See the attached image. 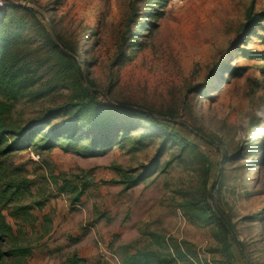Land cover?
I'll list each match as a JSON object with an SVG mask.
<instances>
[{
	"label": "rangeland",
	"instance_id": "obj_1",
	"mask_svg": "<svg viewBox=\"0 0 264 264\" xmlns=\"http://www.w3.org/2000/svg\"><path fill=\"white\" fill-rule=\"evenodd\" d=\"M1 3L0 32L27 68V87L11 100L13 120L24 124L75 99L70 85L79 81L61 70L70 61L61 49L85 67L98 102H127L166 117L139 118L125 139L113 129V143L93 152L82 153L88 148L78 142L67 150L12 153L5 163L47 200L31 211L35 228L22 224L31 256L2 264H64L72 255L96 264L105 252L122 264L137 251L155 254L148 264H264V0H166L163 8L149 0ZM167 118L190 143L182 153L181 143L158 152L156 134ZM239 146H248L246 155L223 162ZM115 166L149 172L125 184ZM59 173L88 181L77 204L58 191L52 177ZM44 214L49 231L36 240ZM219 219L233 225L239 247L226 246Z\"/></svg>",
	"mask_w": 264,
	"mask_h": 264
},
{
	"label": "trees",
	"instance_id": "obj_2",
	"mask_svg": "<svg viewBox=\"0 0 264 264\" xmlns=\"http://www.w3.org/2000/svg\"><path fill=\"white\" fill-rule=\"evenodd\" d=\"M149 1L154 5L158 4V8L165 7L166 0ZM159 12V10L157 13L149 12V17L160 14ZM1 13L4 14L5 11L2 10ZM247 18L249 22L253 20L250 12ZM14 50L13 41L10 40L5 30H2L0 32V264L7 258L24 259L31 256L32 246L29 243L24 244L22 241L24 236L22 224L26 223L30 228H35L38 218L31 211L33 208L41 210L47 200V196H44L43 192H40L41 195H37L40 197H35L37 192L32 190V181L22 176L21 170L17 166L5 163L12 153L25 147H33L38 152H48L54 148L67 150L69 146L76 145L78 142H81L84 148H88L81 151L82 153L93 152L96 151V147L102 144V146H109L113 143V129H116L117 132L121 131L123 133L121 138L125 139L128 133L137 127L139 118L143 117L151 121L166 118L164 117L165 114L137 108L127 102L110 100H107L105 104L98 102L94 97L99 93L97 85L93 79L87 76L85 67L84 70L81 68L74 55L75 51L72 50L71 52L74 54H71L61 49V54L70 60L67 67H61V70L65 73L73 71L72 76H75V79L79 81L74 86L72 83L70 85L78 90L75 99L49 108L39 116L21 124L13 120L11 114L13 103L11 100L21 97L22 91L27 87L26 81L28 79L24 75V70L27 68L20 66L15 61ZM239 52L245 55L247 51L239 50ZM249 52L257 54L254 51ZM121 114L129 115L130 119H121L118 123H114V119L108 117L112 115L119 117ZM167 120L168 125L166 127L161 126L156 134L162 139L158 152L161 154L164 149L172 147L171 145L181 143L178 149L182 153L190 143L176 128V123L172 122L171 119L167 118ZM80 123H82L81 126H79ZM150 130L154 131L152 128ZM86 134H89L90 137ZM261 136H264L263 132ZM87 137L90 139L88 142L85 140ZM215 141L218 145L223 142L218 138ZM255 141L256 139L252 145H256ZM247 149L248 146H239L234 153L225 154L223 162L242 159L246 155ZM169 162L166 161L165 165ZM259 163L260 161L257 162V164ZM114 168L119 174L124 175L125 180L121 182L125 184L139 182L145 179V174L149 172V167H144V171H136L135 173H129L128 170L116 166ZM52 178L60 181L59 192L70 195L68 201L71 205L80 201L83 191L89 184L86 180H80L78 184L76 180L66 179L65 173H59ZM5 210L17 222L16 229L6 221L3 214ZM219 222L225 231L226 246H233L232 242H234L239 247V243L234 238L233 225L223 219H219ZM47 224L49 226L50 218L44 214L38 222V230L41 233L35 238L36 240L44 238L47 234L49 231ZM153 256L155 254L150 251H137L132 255L125 256L122 264H148ZM79 261L77 255H72L64 264H78Z\"/></svg>",
	"mask_w": 264,
	"mask_h": 264
},
{
	"label": "built area",
	"instance_id": "obj_3",
	"mask_svg": "<svg viewBox=\"0 0 264 264\" xmlns=\"http://www.w3.org/2000/svg\"><path fill=\"white\" fill-rule=\"evenodd\" d=\"M2 0H0V6L2 5ZM96 264H121L118 258L112 253H102L100 259Z\"/></svg>",
	"mask_w": 264,
	"mask_h": 264
},
{
	"label": "crops",
	"instance_id": "obj_4",
	"mask_svg": "<svg viewBox=\"0 0 264 264\" xmlns=\"http://www.w3.org/2000/svg\"><path fill=\"white\" fill-rule=\"evenodd\" d=\"M78 264H82V261L80 260Z\"/></svg>",
	"mask_w": 264,
	"mask_h": 264
}]
</instances>
